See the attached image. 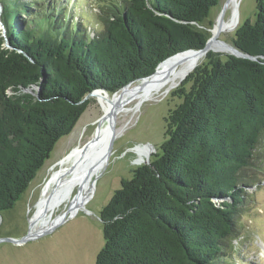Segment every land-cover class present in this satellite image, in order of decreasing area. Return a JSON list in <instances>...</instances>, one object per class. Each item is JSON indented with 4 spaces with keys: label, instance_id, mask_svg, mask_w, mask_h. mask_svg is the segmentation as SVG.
I'll return each instance as SVG.
<instances>
[{
    "label": "trees",
    "instance_id": "obj_1",
    "mask_svg": "<svg viewBox=\"0 0 264 264\" xmlns=\"http://www.w3.org/2000/svg\"><path fill=\"white\" fill-rule=\"evenodd\" d=\"M218 1L96 0L91 33L59 4L0 0V213L71 132L86 94L111 95L167 57L203 47L197 27ZM255 3L254 21L232 39L255 59L208 52L173 91L181 101L164 118L160 151L121 179L99 212L94 264L233 263L224 254L239 237L242 171L264 142V0Z\"/></svg>",
    "mask_w": 264,
    "mask_h": 264
},
{
    "label": "rangeland",
    "instance_id": "obj_2",
    "mask_svg": "<svg viewBox=\"0 0 264 264\" xmlns=\"http://www.w3.org/2000/svg\"><path fill=\"white\" fill-rule=\"evenodd\" d=\"M46 1L50 4H59L70 11L74 19H80L91 33L94 28L98 27L93 10L96 0ZM224 1L219 0L217 5L210 10L202 25L197 27L203 31L207 39L212 34L209 29L217 21ZM255 5V0H237V25L229 32H221L218 39L233 45L232 39L236 28L248 19L254 21ZM227 13L224 15H228ZM208 52L219 54L222 60L227 54L212 50ZM208 52L201 55L203 58L197 65L206 62ZM140 79L132 81L131 85L138 83ZM184 79H180V82L167 92L164 89L156 97L143 101L138 109L126 113L121 112L117 116L116 122L110 128V132L117 129L112 138V146L107 152V145L101 153L95 154L91 159L87 166L84 184L78 187L66 205L51 211L46 216V222L34 229L39 234L38 237L20 245L0 242V264H94L96 254L103 246L99 212L114 190L121 186V179L131 178L132 170L138 166L136 162H141L148 153L149 160L154 159V154L160 151L159 147L164 139V118L181 101L173 94V91L181 85ZM189 85L190 83H187L186 88ZM128 106L133 108L134 104L131 103ZM102 116L104 113L99 101L96 97H91V102L71 132L56 142L49 157L37 170L26 190L10 209L0 213V238H22L28 234L29 219L35 215L37 208L35 204L41 186L48 176L49 168L69 154L71 149L88 142ZM146 143L149 145L142 146ZM257 154L260 157L257 156L253 160L255 162L242 171L243 179L248 180L249 184L246 186L247 192L244 200L238 205L236 234L239 237L231 240L233 247L230 255L224 254L233 261L232 264H262L261 257H264V244H257L256 250L250 252V241L258 231L264 229V142L262 147L258 148ZM59 218H61L60 221Z\"/></svg>",
    "mask_w": 264,
    "mask_h": 264
},
{
    "label": "bare ground",
    "instance_id": "obj_3",
    "mask_svg": "<svg viewBox=\"0 0 264 264\" xmlns=\"http://www.w3.org/2000/svg\"><path fill=\"white\" fill-rule=\"evenodd\" d=\"M224 3V13L228 12V15L223 13L221 18L218 16L213 27L209 29L211 32L216 30H219V34L229 32L237 25V0H225ZM212 47L215 51L227 52L225 48L220 47L217 43H213ZM202 58L199 53L182 52L161 63L148 78L140 79L138 83L130 84L112 96L96 93L95 97L102 107L104 116L98 121L95 132L88 142L71 149L69 154L49 168L48 176L41 186L36 201L35 215L31 219V222H34L32 230L43 225L46 222V216L51 211L66 205L72 199L78 187L84 184L87 166L91 159L95 154H99L105 149L112 134L117 132V129L110 132L117 116L121 112L126 113L138 109L143 101L156 97L164 89L167 92L176 86L184 74L191 71ZM131 103L134 104L133 108L128 106Z\"/></svg>",
    "mask_w": 264,
    "mask_h": 264
},
{
    "label": "water",
    "instance_id": "obj_4",
    "mask_svg": "<svg viewBox=\"0 0 264 264\" xmlns=\"http://www.w3.org/2000/svg\"><path fill=\"white\" fill-rule=\"evenodd\" d=\"M0 10H1V4H0ZM224 10H225V3H223L222 4V6L220 7V10H219V14H218V16L221 18L222 17V15H223V13H224ZM236 13H237V9H236ZM0 28L2 29V36L5 34V29H4V25H3V23H2V21H1V19H0ZM212 34H211V36L206 40V42L204 43V45H203V47H201V48H199V49H187V50H183V51H181V52H178V53H176V54H173V55H171V56H169V57H167L166 59H164L163 61H161V62H159L158 64H157V66H156V68H155V70H154V72L157 70V68H158V66L161 64V63H163V62H165L166 60H168V59H170V58H172V57H174L175 55H177V54H179V53H182V52H187V51H189V52H192V53H199V54H204V53H206V52H208L209 50H212V51H215V49L212 47V45H213V43H217L220 47H222V48H225L226 49V53L227 54H229V55H234V56H237V57H244V58H250V59H255V57L254 56H252V55H250V54H247V53H244V52H242V51H240L237 47H235L234 45H229V44H227L226 42H224V41H222V40H220V39H218V34H219V30H216L215 32H211ZM4 46H6V47H9V44H8V40H6V38H5V43H4ZM195 67V66H194ZM153 72V73H154ZM153 73H151L150 75H148V76H145V77H142L141 78V80L142 79H144V78H148L149 76H151ZM189 73V72H188ZM188 73H186V74H184V76L181 78V79H184L187 75H188ZM182 81V80H181ZM132 83V81L131 82H129L128 84H126V85H124L120 90H122V89H124L125 87H127L129 84H131ZM34 89L35 90H37L38 91V87H34ZM26 91H28V92H31L32 91V88H30V89H26ZM102 93V95H109V93L105 90V89H101V88H99V89H94V90H92L91 92H89L88 94H86L83 98H82V100H80V102H83V101H85V100H87V99H89V98H91V97H95L96 96V93ZM103 117V116H102ZM101 117V118H102ZM100 120V119H99ZM98 120V121H99ZM113 122V121H112ZM114 137V134H112V136L110 137V139H109V143H108V146H107V152H108V150L111 148V146H112V138ZM144 145H149V143H146V144H143L142 146H144ZM137 147V146H136ZM150 162V160H149V153L147 154V155H145L144 156V159L141 161V162H136L138 165L139 164H143V163H149ZM35 207H37V205L35 204ZM33 216L34 215H32V218H33ZM31 218V219H32ZM31 219H29L30 220V225H29V232H28V234H26V235H24L22 238H12V237H2V238H0V242H10V243H13V244H17V245H20V244H23V243H25L26 241H28V240H31V239H34V238H36V237H38V233L37 232H35L34 230H32V228H33V223L34 222H31ZM100 219V218H99ZM61 220V218H59V221Z\"/></svg>",
    "mask_w": 264,
    "mask_h": 264
},
{
    "label": "clouds",
    "instance_id": "obj_5",
    "mask_svg": "<svg viewBox=\"0 0 264 264\" xmlns=\"http://www.w3.org/2000/svg\"><path fill=\"white\" fill-rule=\"evenodd\" d=\"M250 252L256 250L257 244H264V229L257 232L256 236L250 241ZM262 264H264V257H261Z\"/></svg>",
    "mask_w": 264,
    "mask_h": 264
}]
</instances>
